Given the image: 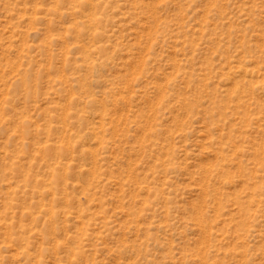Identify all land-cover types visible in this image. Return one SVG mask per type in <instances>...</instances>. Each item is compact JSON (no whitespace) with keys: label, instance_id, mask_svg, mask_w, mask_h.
<instances>
[{"label":"rangeland","instance_id":"obj_1","mask_svg":"<svg viewBox=\"0 0 264 264\" xmlns=\"http://www.w3.org/2000/svg\"><path fill=\"white\" fill-rule=\"evenodd\" d=\"M0 264H264V0H0Z\"/></svg>","mask_w":264,"mask_h":264}]
</instances>
